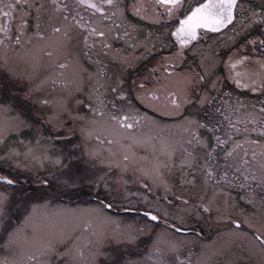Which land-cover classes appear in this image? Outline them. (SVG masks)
<instances>
[{
  "label": "snow or ice",
  "instance_id": "6c2138e0",
  "mask_svg": "<svg viewBox=\"0 0 264 264\" xmlns=\"http://www.w3.org/2000/svg\"><path fill=\"white\" fill-rule=\"evenodd\" d=\"M76 7L86 6L95 12L103 14L104 19L113 20V26L100 25L99 27H91L90 24H85L81 21L78 14L73 15L72 9L68 4L59 3L57 0H50L48 7H45L43 0H17L16 3H9L6 7L9 11L3 12L5 22L0 24V47L4 51L10 46L18 45L24 50V77L28 81L26 95L32 96L35 93H45L49 89L53 91H61L64 93L57 100L39 98L38 103L50 106V110L46 113L44 124L50 125L52 131L48 136L42 133V127L36 128L33 136L29 138H21L15 143L7 142V134L20 133L22 129H33V125L27 117L17 114L11 122L0 124V162H7L14 168L22 169L32 174L34 182L40 186V189L47 190L53 181L62 182L65 186H70V182L74 185L75 181H83L84 176L75 173L64 163L65 153L62 149H57L54 140L59 143L66 142V138L73 135V131L65 124L66 120H71L73 123L77 120L85 123L80 126V133L84 148L82 155L88 156L94 163L106 165L111 170V166L120 168L121 171H127L129 164L136 163L135 153L132 151L133 145H147L151 141L150 136H135L129 133V130L138 128L144 121L149 124L156 125L157 122L149 117L146 113H136L131 109L120 108L117 110L116 99L126 100L128 93L121 87L124 81L117 76L114 83H108L111 79L107 73L106 66L103 60L97 58L93 62L97 65L95 72H88L81 63V57H86L88 60H93V57H99L101 52H107L113 60H119L122 65L130 64L132 61L126 56H120L118 49H112L107 42L109 37L117 39L122 36H128V32L121 33L123 25H117L114 17L122 16V9L119 0H77ZM148 5H134V10L137 15L143 14L144 19H149L147 14ZM155 9V16L163 19L160 15V10L170 19L177 10L183 8V0H155L151 5ZM242 5L239 0H202L197 2L195 6L190 7L185 12L183 18L179 20L178 26L172 32L180 45L175 54H170L166 57H161L163 64L158 67L162 69L164 75L160 78H155L153 86L148 87L147 83L151 79V74L144 77L138 84L134 82L136 88L137 99L146 103L155 111L161 112L164 115H171L181 112L185 105L203 106L212 103L207 91L202 92L199 97L193 94L191 89L199 90V87L206 80L211 78L215 62L208 63L203 57L199 65L200 71L177 72L175 68H169V64H175L178 57L183 56V49L190 42L197 40L199 36L198 29H209L212 31H220L228 25H232L236 21L237 10H242ZM18 10L19 15L14 16L13 11ZM35 11V16L32 17L31 30H29V17L31 12ZM51 10V12H50ZM62 13V14H61ZM264 3L261 8L251 13L252 19L249 21L248 27L252 22L259 20L264 23ZM58 16V19H54ZM157 19V22H159ZM241 20L246 19L241 16ZM18 20V24L13 31L9 21ZM132 28L131 25H128ZM87 28V33L83 35V43L79 50L76 48V29ZM134 30V29H133ZM100 37L98 41L90 43V37ZM253 40L251 43H255ZM264 45V40L259 41ZM154 47V45H153ZM163 47V43H161ZM99 48V51L94 52V49ZM19 50V49H18ZM251 58L238 56L234 58L229 56L226 65L229 67L231 78L239 87L248 88L250 85L247 82H242L241 73L236 71L238 66H242ZM257 63L261 69L260 72H253L254 75L260 76V87L257 88L256 81H251V91L257 92L264 90V59L257 58ZM4 67L9 72L15 74L18 69L8 64L5 58ZM157 67L153 68V72L157 71ZM87 72L88 89L84 91L85 73ZM243 75H248V70L245 69ZM216 82L211 81V87L215 88ZM112 93L114 98L107 99V93ZM76 94H83L85 100L74 99L73 103L85 107L91 116L86 118L78 112L73 111L69 106V97H74ZM230 96V94H227ZM109 105L111 111L108 110ZM226 108H231L230 115L240 112V109L246 107H232L230 105H222ZM9 106L0 104V113H7ZM131 111L134 114L129 115ZM222 118L224 114L220 109L215 110ZM235 119L238 123L245 125L244 131L260 132L264 137V108L259 110V113L253 108L252 111L240 115H236ZM212 121L204 123L191 117L186 118L182 124L173 125L179 127L183 132L189 134L188 143L195 142L197 145L208 148L207 143L199 136L197 131L200 127H208ZM216 128H219V123H216ZM167 128L168 125H163ZM97 128H101L106 136L113 139L107 140L109 145L105 157L100 148L90 144L93 135ZM56 129H61L65 133V139L60 140L57 137ZM236 131H233V130ZM239 132L237 124H233L231 120L227 123L226 138L221 140L216 138V143L212 144L205 155L207 159L203 161L200 168L195 167V157L192 153L185 150L184 158L181 160V165L184 167L181 171V183L195 185L197 172L203 173V183L205 195L200 196L195 201L186 199L183 195L175 198L180 201L174 208L171 207L172 202L164 200L169 207L160 209L159 203L148 204L147 210L141 208L146 220L159 221L161 215L165 217L164 228L160 232L154 233V239L150 249H147L148 259L153 260L154 264H170L164 258L165 254H171L175 257V264H211V261L206 252L202 251L196 260L191 259L192 253L185 258L184 261L179 260L178 253L185 246V243L195 246V243L201 238L200 234L194 229L187 226V221L192 216L202 218L205 215L212 217L213 214L217 220H227L225 225L224 235L228 237L223 242L220 251H231L233 248L237 250V259H230L227 264H240L241 258L247 260L250 257H259L258 264H264V140H252L246 136L241 140L231 143L229 147L230 137L228 133L233 135ZM125 134L131 141L128 145H120V138ZM95 143L102 145L100 135H95ZM112 144L119 145L128 154L122 155V158L117 160L118 149H113ZM6 145V147H5ZM80 148L78 144H71V149ZM220 149L223 159V167L218 163V158L213 154L214 150ZM227 149L226 151L224 149ZM161 149L168 157V162L157 160L152 168L139 167L133 169L134 172L141 173L140 181L143 182V177L148 178L153 184L163 186L165 192L171 190L173 185L165 179L161 169L172 170L171 157L175 152V148L167 140H161ZM69 160H78L79 157L74 154L68 155ZM191 170L189 174L188 170ZM38 173V174H37ZM231 173V176H230ZM243 181V183H240ZM233 184H238L241 189L246 190L245 195L241 196V200H246L249 206H254L258 211L248 213L245 209L238 208L234 203L229 204L228 194L225 193V199L222 204L217 203L218 193H224V187ZM18 179L9 174H0V230L4 231L7 239L5 247L19 248L20 251L17 257L12 260L5 258L0 261V264H51L50 257H56L58 264L60 258L63 257V264H95L96 252L88 250V255L85 257V249L83 246L74 242L69 249L63 252H58V242L53 238L43 239L37 235L39 228L35 223V216L39 209L47 207V201L42 203H32L31 210L27 212L23 220L13 226L11 212L13 205L16 202L10 199V189L15 190ZM96 183H100V178H96ZM211 185L209 188L207 185ZM144 186L151 192V187L145 183ZM21 196H24L21 193ZM33 198H38L34 196ZM145 197V201H147ZM19 207V205H16ZM108 208L112 204L107 205ZM172 218L180 224L177 228V223L170 225L171 232L168 231V219ZM259 217L262 221L258 226L254 222ZM107 219V218H106ZM7 221V224L4 221ZM115 223V221H112ZM31 227L32 233L29 234L27 229ZM85 228L89 227L88 223L84 224ZM10 229V230H9ZM147 231H153L149 223L135 224L128 223L121 227L116 224L113 239L117 243L122 240L129 244L138 243V235H143ZM176 233L188 234L191 233L193 239L180 240ZM97 236V240L85 241L88 244H93L97 247L102 243V236L93 233ZM163 245V247L161 246ZM206 247V246H205ZM114 255L111 259V264H139L138 261L121 260L118 250H113Z\"/></svg>",
  "mask_w": 264,
  "mask_h": 264
},
{
  "label": "rangeland",
  "instance_id": "374dc122",
  "mask_svg": "<svg viewBox=\"0 0 264 264\" xmlns=\"http://www.w3.org/2000/svg\"><path fill=\"white\" fill-rule=\"evenodd\" d=\"M197 0H187L183 4V8L177 10V12L169 19L163 11H161L163 19L156 17L155 9L151 7L155 3V0H119L122 16L114 17L117 25H123L121 27V33L128 32V36H122L117 39L115 37H109L107 42L111 45L112 49H118L120 56L128 57L132 62L127 65H122L119 60H113L111 55L107 52H101L99 57L94 56L93 60H88L86 57H81V63L88 72H95L97 65L93 62L99 58L103 60L107 73L111 77L108 83H114L117 76L124 81L121 86L124 91L128 93L126 100L116 99L117 110L120 108L128 109L129 105L131 109H134L136 113H146L149 117L157 122L156 125L149 124L148 121H144L138 128L129 130V133L135 136H150L151 141L147 142V145H133L132 151L135 153L136 163L129 164L127 171H121L120 168L111 166V170L106 165L94 163L88 156L82 155V149L84 144L82 142V136L80 133V126L84 124V121L77 120L74 123L71 120H66L65 124L73 131V135L66 138V142L59 143L54 140L57 149H62L65 153L64 163L69 166L75 173L84 176L83 181H75L74 185H63L62 182L53 181L51 186L47 190L40 189V186L34 182V177L31 173L22 169L14 168L13 165L7 162H0V174H9L18 179V183L15 186V190L10 189V199L16 202L13 205L11 212L13 226L23 220L27 212L31 210L32 203H42L47 201V207L39 209L35 216V223L37 224L39 231L37 235L43 239L53 238L58 242V252H63L65 249H69L74 242L80 243L85 249V257L91 259L88 255V250L96 252L95 264H111V259L114 255L113 250H118L121 260H133L138 261L139 264H154L153 260L148 259L147 249H150L152 241L154 239V233L160 232L164 228V219L161 215L159 221H149L143 215V208L147 210L148 204L159 203V208L162 210L169 207L168 203L164 200L167 196V200L171 201V207H175L180 203L175 197L183 195L186 199L195 201L200 196L205 195L204 188L206 185L203 183V173L197 172L195 185H189L187 183H181V171L184 165H181V160L184 158L185 150L192 153L195 157V167L200 168L204 160L207 159L205 153L211 149L212 144L216 143V138L221 140L225 139L227 133V123L231 120L233 124H237L239 132L233 135L228 133L230 137L229 147L231 143L241 140L245 136L252 140H264L260 132L244 131L245 125L238 123L235 119L236 115H240L241 119L243 114L250 112L255 108L257 113L261 108H264V90L257 92L251 91V81L243 75L245 69L248 72L253 70L261 71L257 58L264 59V45L260 44V40H264V23L256 20L252 22L248 27L252 19L251 13L261 8L260 0H240L239 3L243 6L242 10H237V18L234 24L226 26V28L212 32L209 30H203L199 33L197 40L191 42L183 49V56L178 57L175 64H169V68H175L177 72L186 71H200L199 65L201 64L202 57L208 62H215L213 74L208 79L206 76L205 82L201 84L199 90L191 89L196 97L207 91L212 103L205 104L203 106L185 105L184 109L176 114L164 115L161 112H157L154 108L149 107L146 103L137 99L136 88L134 82L138 84L151 74L147 86L151 87L155 83V78H160L164 75L162 69H159V65L163 64L161 57H166L170 54H175L177 48L180 46L174 41L171 32L175 28L176 20L183 16L184 13L192 7V4ZM242 1V2H241ZM17 0H0V24L4 23L2 19V13L9 3H16ZM41 2V0H36ZM45 7H48L50 0H43ZM59 3H65L72 9V14H78L83 23L90 24L91 27H99L101 24L106 26H113V20L103 18V14L95 12L86 6L73 8L74 0H57ZM99 3V0H95ZM148 5L146 11L149 19H144L143 14L137 15L134 10V5L137 4ZM180 10H182L180 12ZM51 12V10H50ZM62 14V13H61ZM264 14V13H260ZM14 16L19 15L18 10L13 11ZM35 16V11L31 12L29 17V30H31L32 17ZM243 16L246 19L241 20ZM143 19L146 24L137 23L136 18ZM54 19H58V16H54ZM2 19V22H1ZM88 19V20H86ZM159 19V22H157ZM13 31L15 30L18 20L9 21ZM151 23L156 24L155 26ZM131 25L132 28H129ZM134 29V30H133ZM76 48L80 49L83 40L82 37L87 33V28L76 30ZM100 37L91 36L90 43L92 41H98ZM255 40V43L251 41ZM163 43V47H161ZM154 45V47H153ZM19 49V50H18ZM99 51V48L94 49V52ZM238 56L251 58L246 61L242 66H238V70L241 73L242 82L249 83L248 88L239 87L235 81L231 78L229 67L226 65L229 56L237 58ZM5 58L10 66L15 67L18 71L13 74L4 67ZM157 67V71L153 72V68ZM24 50L20 49L18 45L10 46L7 51H4L0 47V104H7L9 111L7 113H0V124H6L11 122L12 119L20 114L23 117H27L29 122L33 125V129H22L20 133L7 134V142L15 143L21 138H29L33 136L36 128L42 127V133L44 136H48L52 131L51 126L44 124L46 113L50 110V106H45L38 103L39 98H46L50 100H57L62 95L61 91H53L49 89L45 93H35L32 96L26 95L28 81L24 77ZM85 75L84 91L88 89L87 72ZM257 88L260 87V76H253ZM211 81L216 82L215 88L211 87ZM227 94H230L227 95ZM114 95L107 93V99L112 100ZM68 106L75 112L83 115L86 120L91 116V113L82 105H76L73 103L74 99L85 100L83 94H76L74 97H69ZM87 103V100H85ZM222 105H230L232 107H239L245 105L240 109L239 113L230 115L231 108H226ZM220 109V112L224 114L222 118L215 110ZM111 111L109 105L108 108ZM129 115L134 114L129 111ZM194 118L197 120L212 123L208 127H200L197 129L199 136L207 143L208 148H203L197 145L195 142L189 144V134L183 132L179 127H173V125H180L188 118ZM219 123V128H216V123ZM163 125H168L164 128ZM58 139L64 140L65 133L61 129H56ZM233 131H236L235 129ZM95 135H100L101 140L104 141L102 145L95 143ZM167 139L175 148V152L171 157V163L173 165L171 172L167 169H161L164 173L165 179H167L173 187L170 191L165 192L163 186L153 184L151 180L143 177V182L140 181L141 173L133 169L139 167L152 168L155 161L168 162V157L161 149V140ZM113 139L106 136L101 128H97L93 139L89 141L90 144L100 148L102 154L107 157V149L109 145L107 140ZM131 141L128 139V135L125 134L120 138V145H128ZM71 144H78L80 148L73 150ZM6 147V145H5ZM111 147L115 150L118 149V155L115 157L117 160L122 158V155L128 154L119 145L112 144ZM227 150L226 148L224 149ZM0 154H2V148H0ZM74 154L78 156V160H69L68 155ZM213 154L218 158V163L223 167V159L220 149L214 150ZM191 174V170H188ZM38 174V173H37ZM231 176V173H230ZM96 178H100V183H96ZM147 183L152 191L144 186ZM243 183V181H240ZM209 188L211 185H207ZM224 193H218L217 203L222 204L225 199V193L228 194L229 204H235L238 208L245 209L248 213L258 211L254 206H249L246 200H241L240 197L245 195L244 189H241L238 184L230 186H224ZM3 191V188H0ZM21 193L24 196H21ZM38 196V198H33ZM147 197V201H145ZM111 203L112 207L108 208L107 205ZM107 218V219H106ZM169 229L171 232L170 224L177 223V228L180 224L175 221L172 216L167 217ZM112 221H115L113 223ZM149 223L153 231H147L143 235H138V243L129 244L127 241H121L117 243L113 239L114 231L116 230V224H120L121 227L128 223H135L137 225L143 223ZM257 226L262 222L259 217L254 221ZM7 224V221H4ZM88 223L89 227L85 228L84 224ZM228 224L227 220H217L215 215L212 217L205 215L202 218L192 216L187 221V226L194 229L200 234V239L195 243V246L185 243V246L180 249L178 255L179 260L184 261L192 253L191 259L196 260L197 256L202 251L206 252L211 264H227L230 259H237V250L233 248L231 251H220L224 241L228 239L224 235L225 225ZM10 230V229H9ZM29 234L32 233V228L27 229ZM97 233L102 236V243L98 249L93 244H88L85 241L97 240V236L93 235ZM176 236L180 240L193 239L191 233L180 234L176 233ZM7 236L4 231L0 230V261L5 258L12 260L18 256L19 248L5 247V240ZM163 247V245H161ZM206 246V247H205ZM164 258L175 264V257L171 254H165ZM51 264H58L56 257H50ZM259 257L253 256L244 260L241 258L240 264H258ZM60 264H63V257L60 258Z\"/></svg>",
  "mask_w": 264,
  "mask_h": 264
},
{
  "label": "flooded vegetation",
  "instance_id": "af4514ba",
  "mask_svg": "<svg viewBox=\"0 0 264 264\" xmlns=\"http://www.w3.org/2000/svg\"><path fill=\"white\" fill-rule=\"evenodd\" d=\"M154 1V0H153ZM185 1H187V0H183V4H184V2ZM240 1V0H239ZM243 1V0H242ZM241 1V2H242ZM261 1V3H264V0H260ZM197 2H202V0H197L196 2H194L193 4H192V7L197 3ZM161 11H163L162 9L160 10V15H162V13H161ZM237 15V14H236ZM2 16V19H3V15H1ZM138 18H140V17H138ZM2 19H1V22H2ZM81 19V18H80ZM86 20H88V19H86ZM238 72H240L239 70H238ZM253 72H259L258 70H253V71H250V72H248V75L246 76V78H248V79H250V80H253V76H254V74H253ZM257 76V75H256Z\"/></svg>",
  "mask_w": 264,
  "mask_h": 264
}]
</instances>
